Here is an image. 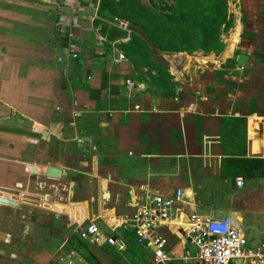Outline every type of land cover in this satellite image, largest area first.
Returning <instances> with one entry per match:
<instances>
[{"label":"crops","instance_id":"1","mask_svg":"<svg viewBox=\"0 0 264 264\" xmlns=\"http://www.w3.org/2000/svg\"><path fill=\"white\" fill-rule=\"evenodd\" d=\"M165 1L175 0H139L149 10ZM205 1L206 6L198 2L197 23L204 21L203 11L216 16L217 1L226 4L230 24L225 28L219 20L218 43L207 51L170 53L176 64L167 59L168 66L169 53L149 57L172 75L171 93L155 86L157 71L134 56L128 44L132 26L117 11L118 1L0 0V131L23 146L31 161H25L29 170L22 166L30 179L19 187H27L35 209L59 214L47 217L55 229L66 222L76 235L79 224L93 219L105 223L104 235L121 234L124 251L96 244L109 246L123 259L120 264L147 257L129 251L133 238L119 223L147 196H171L177 188L184 195L176 213L180 208L184 215L208 218L220 212L254 241L264 239L259 189L264 171L245 177L235 172L246 171L247 163L234 159L264 161V0ZM239 53L248 56L243 65L237 63ZM241 116L245 142L233 139L222 146L221 123ZM23 157L0 154L6 165L24 163ZM47 165L61 168V176L42 175ZM176 221L157 230L161 235L169 230L175 255L185 243ZM5 226L0 246L4 235V245L11 240Z\"/></svg>","mask_w":264,"mask_h":264},{"label":"built area","instance_id":"2","mask_svg":"<svg viewBox=\"0 0 264 264\" xmlns=\"http://www.w3.org/2000/svg\"><path fill=\"white\" fill-rule=\"evenodd\" d=\"M114 20L126 27L122 19L115 17ZM119 58H123V55L120 54ZM127 83L130 84L129 81ZM236 184H243L241 177L237 178ZM183 195L181 188H177L171 196L149 195L143 203L134 204L131 215L119 223V227L131 229L134 243L146 251L147 258L143 264H171L177 260L183 264H264V241H254L231 217L207 218L195 212L184 215L180 208L176 213V204ZM170 220H177L175 225L183 234L184 246L188 241L195 247L194 251L183 247L181 253L173 254L175 252L169 248L168 238L157 232L162 224ZM75 233L82 240L106 244L118 252L127 248V242L121 234L104 235L93 219L86 224H79ZM60 260L66 264H90L72 255Z\"/></svg>","mask_w":264,"mask_h":264},{"label":"rangeland","instance_id":"3","mask_svg":"<svg viewBox=\"0 0 264 264\" xmlns=\"http://www.w3.org/2000/svg\"><path fill=\"white\" fill-rule=\"evenodd\" d=\"M164 3L165 4H157L156 6H154L155 9L152 8L151 10L147 8L146 9L149 10L153 15H157L162 19H166V18L168 19L167 12L172 3H168L166 1ZM164 8L167 11L165 12L163 11V13H161L162 10H165ZM13 10H16L17 12L16 7H14ZM230 18L232 21L233 20L232 14ZM177 19H182L190 23L191 15L189 12H185L184 15L177 14V17H175L174 20ZM216 27H217L216 25L212 26L213 32L215 33H217ZM164 41L165 43L175 42L174 40H169V39ZM186 44L188 46L190 45V39L186 40ZM159 47L161 49L158 50V48H156V54L159 55V54H163L161 52H164L165 57L166 54L168 53H176L175 55H177V53L186 52V51L167 52L162 50V48L165 47H161V46ZM180 47L181 45H178L177 49H179ZM138 55L139 53L134 54L135 57ZM158 59L160 60L159 56ZM165 60H163V64L165 62L167 63L168 66L169 63L167 62V58ZM7 138H9V136L6 137V135L0 131V154L3 155V157L10 156L13 158H17L18 160H21L22 159L21 157L24 156L23 157L24 163L17 162L16 165L12 163L13 160L12 161L10 160L8 162L9 165H6V162H4L3 159L2 160L0 159V202L2 203L0 204V215L1 218H4V220H1L0 222H2V224H6L5 226L6 231L12 235L10 243H7L8 246H6L7 244L5 245L6 252L0 255V264H59L58 261L60 260V258L63 257L65 258V256L68 254L75 256V258L77 259L82 258L86 261L91 260L92 262L101 261L103 264H111V263L120 264L121 262H123L121 261L122 258L118 256L115 252L107 250L110 248L109 246H104V247L98 246L96 244L90 243L87 240H82L78 238L76 235H71L72 228L67 226L66 222L64 229H55L53 225H51V223L48 222L47 219L48 216L51 217L54 216V214H56L55 212L52 211L47 212V211H43V209L34 208L35 207L34 203H36V200L33 197H30L28 193H26V188H27L26 182L23 186V188L26 187L24 190L20 189L18 184V182L24 183V180L30 177L29 174L25 170H23L22 166H24L26 170H29V165H31L29 163L31 161L28 162L29 156L27 158L23 146L17 145L15 142L16 140H12L13 138H9L11 142H7ZM1 144H5V148H3L4 146ZM15 145L16 147L14 148L13 146ZM25 161L28 162L29 165L25 164ZM255 187L257 188V186ZM259 189L261 190L262 193V204H263L264 178H261L259 180ZM1 198L5 200L14 201L15 204L10 203L8 201H2ZM73 205L76 207L78 206V204H73ZM42 206L47 207L49 205L46 203H42ZM57 209L60 210L59 208ZM81 209L84 210V207ZM262 210L264 212V206H262ZM60 211L63 212L62 210ZM60 211H56V212H60ZM70 211L73 214V211L72 210ZM57 215L59 214H56V216ZM261 216L260 213L256 214L258 220H261ZM262 218L264 219V213ZM240 225L244 226L245 224L244 222L243 223L241 222ZM100 228L104 231L106 230L107 226L103 222ZM127 231L130 233L131 229H128ZM261 233L264 238V229L263 231L260 232V235ZM162 234L168 239L171 238L169 230H167L165 233ZM185 247L189 248L191 251L195 250V247L189 244L188 241L186 242L184 248ZM180 251L181 250H179V252ZM171 264H183V263L177 260L171 262Z\"/></svg>","mask_w":264,"mask_h":264},{"label":"trees","instance_id":"4","mask_svg":"<svg viewBox=\"0 0 264 264\" xmlns=\"http://www.w3.org/2000/svg\"><path fill=\"white\" fill-rule=\"evenodd\" d=\"M206 6L205 0H175L171 5L170 11L167 12L168 19H162L157 15H153L149 10H147L139 0H119L117 3L118 12L124 15L131 23V34L128 39V44L136 53H139L138 59L155 69L158 76L155 79V86L162 89L163 91L171 92L175 85V82L171 80L172 75L168 72L167 67L161 64H156L149 59L152 55L156 54V48L172 52V51H186L191 53L194 49L202 48L205 51L212 49L218 43V35L220 32L219 20L222 19L225 23V28L230 24V21L226 18V4L225 2H216L215 5L218 6V13L212 18L211 13L203 11L200 14V18L203 22H196L193 19L195 15L196 8L199 3ZM209 3H213V0H207ZM135 8V9H134ZM185 12H189L191 15V22H186L182 19L174 20L177 14L184 15ZM172 15V16H171ZM214 15V14H213ZM204 16V18H202ZM210 17V23L208 24L207 18ZM217 26V33L213 32L212 26ZM189 34V35H188ZM213 34V37H212ZM174 40V43H165L164 40ZM190 39V45L186 44V40ZM177 40V42H176ZM179 40V41H178ZM163 43V44H162ZM178 45H181L177 49ZM155 50V51H154ZM167 93V92H166ZM172 93V92H171ZM245 125L244 117H231L226 121L221 123V144L225 145L233 139L237 140V143L245 142V135L243 127ZM239 138V139H237ZM228 141V142H227ZM244 153H242L243 155ZM234 159L241 160L240 162H246V171L235 172L241 173L245 177H261L264 171V161L260 157H237ZM104 247V246H103ZM110 250V249H107ZM129 251L132 254L146 253V251L135 243L129 247ZM88 259V258H87ZM89 260V259H88ZM91 264H100L99 261L92 262ZM136 264H143L142 262H137Z\"/></svg>","mask_w":264,"mask_h":264},{"label":"water","instance_id":"5","mask_svg":"<svg viewBox=\"0 0 264 264\" xmlns=\"http://www.w3.org/2000/svg\"><path fill=\"white\" fill-rule=\"evenodd\" d=\"M167 59L169 61H171L173 64H176L174 61V56H172L170 53L167 55ZM248 59V56L244 53H239L237 56V63L240 65H243ZM14 120L17 122H20L21 119H18L16 117H14ZM62 174V170L61 168L54 166V165H47L45 170L42 171V175L47 176V177H60ZM2 199V198H1ZM2 201H8L10 203L15 204L14 201H10V200H5L2 199ZM213 218H220L222 217V214L220 212H214L212 215ZM0 253H2V251L0 250Z\"/></svg>","mask_w":264,"mask_h":264},{"label":"flooded vegetation","instance_id":"6","mask_svg":"<svg viewBox=\"0 0 264 264\" xmlns=\"http://www.w3.org/2000/svg\"><path fill=\"white\" fill-rule=\"evenodd\" d=\"M1 224H2V222H0V227H1ZM6 243V237H5V235L2 237V239H1V246H0V250L2 251V248H4V244ZM3 252V251H2Z\"/></svg>","mask_w":264,"mask_h":264}]
</instances>
